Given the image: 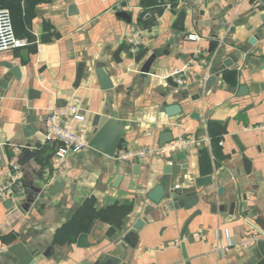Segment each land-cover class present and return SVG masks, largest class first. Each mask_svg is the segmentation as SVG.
I'll return each mask as SVG.
<instances>
[{"label":"crops","instance_id":"0c3cea01","mask_svg":"<svg viewBox=\"0 0 264 264\" xmlns=\"http://www.w3.org/2000/svg\"><path fill=\"white\" fill-rule=\"evenodd\" d=\"M73 4L76 14L69 11ZM0 8L11 11L16 35L30 42L0 53V81L8 77V86H0V190L10 169L18 165L20 172L15 195L0 198V243L7 246L0 264H21L10 251L20 243L35 253L34 264H94L101 255L118 257V264H264L256 247L264 236L241 245L253 232L264 234L259 0H0ZM183 11L181 32L175 24ZM138 34L132 54L128 47ZM191 34L200 41L188 40ZM152 55H158L153 74L142 72ZM7 63L19 67L20 79ZM81 64L85 69L76 86ZM98 68L108 73L112 89L102 90ZM175 70L184 72L178 88L168 81ZM173 83L179 84L175 77ZM241 86L247 95H239ZM75 104L85 120L69 116L61 123L88 141L101 115L113 124V135L124 138L116 154L160 146L161 134L176 135L179 123L191 136H210V145L170 156L173 164L189 166L177 177L179 186L212 177L198 188L197 205L175 209L147 197L168 177L163 167L169 158L119 162L91 148L70 155L57 181L63 189L49 193L57 182L46 186L44 174L53 166L57 144L45 142L47 117ZM170 105H179L181 113L168 117ZM15 147H24L22 154ZM27 150L34 157L20 165ZM245 160L251 162L249 172ZM139 219L145 224L131 247L124 237ZM81 234H87L89 247L78 245ZM49 249V257L43 256Z\"/></svg>","mask_w":264,"mask_h":264},{"label":"water","instance_id":"95a60500","mask_svg":"<svg viewBox=\"0 0 264 264\" xmlns=\"http://www.w3.org/2000/svg\"><path fill=\"white\" fill-rule=\"evenodd\" d=\"M262 7H264V0H259ZM188 9H191V6H187ZM70 14H76L78 12L76 5H71L69 7ZM119 16H122L123 19H128L127 15L125 13H120ZM185 18H186V12H181L176 24L175 28L181 32L185 30ZM262 21L264 22V14L262 15ZM224 24L226 23V20L224 19ZM250 43L252 45L257 43V38L253 37L250 39ZM123 47L120 49V51L116 55H120ZM142 57V54L136 58V60L140 59ZM158 58V55H152L144 64L142 72L153 74L154 71H152V65L155 62V60ZM231 59L224 62L226 66L231 65ZM7 68L10 69L12 75H14L17 79H20L21 72L19 67L13 66L10 63H7L5 65ZM85 65L81 64L78 69L77 78H76V86H78L81 82V79L83 77ZM96 75L99 80L100 86L102 90H110L113 88L112 81L108 75V73L103 68L96 69ZM215 77H212L210 79L209 83H213ZM169 83L174 84L175 87H179L180 85L177 83H173V77L168 78ZM8 77L4 78L0 81V86L6 88L8 86ZM248 89L245 86H241L239 88V95L244 96L247 95ZM182 111L181 107L179 105H170L165 108V112L168 117H173L178 114H180ZM108 119L106 120L101 115H96L94 119L93 126L94 127H100L97 134L94 137H91L88 139V145L89 148L96 150L108 157L113 158L116 155L117 150L123 149V141L124 138L122 135H113V129L111 123L107 124ZM27 133L33 134L32 130H28ZM174 139V133L173 132H165L162 133L160 136V146H163L164 144L172 141ZM237 141L238 146L242 151H244V147L241 145V143L238 141L237 138H235ZM34 157V153L31 150H27L25 154V159L20 162V165H24L28 161H30ZM245 165L247 168V171H250L251 168V162L248 160H245ZM189 169L188 165H178L173 164L172 159H168V163L163 167V175L168 176L163 183L154 185L153 189L149 191L147 194V197L153 201L156 204L161 203L163 200L168 201V206L170 208L175 209H182V208H191L198 203L197 195H198V188L206 186L212 182V177H205V178H198L195 181L188 180V185L186 186H179L177 183V177H180L182 175V170ZM64 183H55L53 187L48 189L49 193H55L59 192L63 189ZM223 192V188L219 189V193L221 194ZM234 206V205H233ZM216 206L212 207L213 212H215ZM144 221L142 219H139L135 225L132 227V231L128 233L124 240L127 242L131 247H135V241L134 238H137L136 232L139 231L144 226ZM78 245L81 247H89L88 237L87 234H81L79 237ZM256 247L261 251V253L264 256V240L259 241L256 244ZM183 249V255L185 259H188L187 251L185 244L182 245ZM11 253L14 254L21 264H34V261L32 260V257L35 253H32L29 251L27 246L23 243H20L18 245L13 246L10 249ZM49 249L46 251L43 256L49 257ZM38 253H36L37 255ZM119 259L116 256H109V255H101L97 261L94 264H118ZM191 264V263H188Z\"/></svg>","mask_w":264,"mask_h":264},{"label":"built area","instance_id":"2783aa9c","mask_svg":"<svg viewBox=\"0 0 264 264\" xmlns=\"http://www.w3.org/2000/svg\"><path fill=\"white\" fill-rule=\"evenodd\" d=\"M136 36L138 37L139 34L133 36L128 47V51L132 54L137 52L140 44ZM188 40L199 42L200 37L196 34H191L188 36ZM29 44L30 42L27 38L18 37L16 35L11 11L7 8H0V53L25 48L28 47ZM183 74L184 72L180 70H175L172 73V76L178 80L179 85L184 84L182 78ZM69 116H72L76 121L85 120L79 106L76 104L65 108H55L47 117L45 142L57 144L53 166L44 174L46 179L45 184L49 187L62 177L70 155L78 154L89 148L88 142L79 133L61 123L62 117ZM176 130L177 133L174 135V139L163 146L147 147L137 151H126L116 154L114 158L119 162L127 163H133L140 159L154 158L157 156L171 159L170 156L172 155L178 153L185 154L191 150L211 144V137L206 134L189 135L184 123L177 124ZM15 150L18 154H22L24 147H15ZM2 153V144H0V156ZM19 175L18 165H15L8 171V182L0 190V198L13 197L15 195L14 189L19 184ZM262 236H264V234L253 232L242 241L241 245L243 247H249L254 242L261 240ZM229 246L233 245L230 244ZM6 248L7 246L0 243V254L3 253Z\"/></svg>","mask_w":264,"mask_h":264}]
</instances>
